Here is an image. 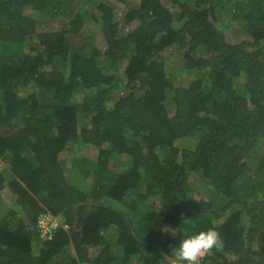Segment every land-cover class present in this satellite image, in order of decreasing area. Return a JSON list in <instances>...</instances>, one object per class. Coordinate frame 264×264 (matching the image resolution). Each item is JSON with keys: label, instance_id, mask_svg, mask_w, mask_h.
Instances as JSON below:
<instances>
[{"label": "trees", "instance_id": "trees-1", "mask_svg": "<svg viewBox=\"0 0 264 264\" xmlns=\"http://www.w3.org/2000/svg\"><path fill=\"white\" fill-rule=\"evenodd\" d=\"M63 3L0 0V264H172L209 229L200 264H264V0L102 1L104 48Z\"/></svg>", "mask_w": 264, "mask_h": 264}, {"label": "rangeland", "instance_id": "rangeland-1", "mask_svg": "<svg viewBox=\"0 0 264 264\" xmlns=\"http://www.w3.org/2000/svg\"><path fill=\"white\" fill-rule=\"evenodd\" d=\"M102 1H106V0H64V3L62 4L64 7H68L67 9H64L62 11H65L64 13L67 15L66 12H68V18L72 19L75 16L76 12H79L82 14L83 16V20L85 23L84 29L83 31L85 32H89V30L93 29V32H96L95 37L96 40L98 41V45L100 48H104L102 42H101V37H100V33L98 32V30L95 28L94 23H92V13L94 11V7L95 4L100 3ZM137 0H127V3L125 6L123 7H115V18L117 19V21L119 22V24L123 23V18L125 13L132 8V6L136 5ZM231 9L230 6H228L222 13V19H221V29L222 31H225L226 33L230 34L231 33H235L238 34V36H240V32L238 31V29L240 28V26L238 25V21H234L231 17ZM62 19V18H61ZM58 25V24H57ZM230 29H233L230 31ZM124 32H127L126 28H122L121 29ZM231 35V34H230ZM179 48H175L174 47V51L173 53L168 52L167 56H166V61L167 64L169 65V71H171V76L172 79L174 80V82H176V84L180 83L181 85H185L188 84L189 82V77L188 74L182 70H179L180 67L179 65L181 64L180 62V56L178 55V53H180V51H178ZM170 53V54H169ZM201 54V50L197 51V55ZM65 70V68H64ZM118 78L117 80H119V77L121 75L117 74ZM121 79V77H120ZM121 81V80H119ZM123 82V81H122ZM116 92L120 93V94H124V90L123 88H115ZM83 92H80L76 99V101H79L80 98L82 97ZM6 164L1 161L0 159V166L4 167ZM77 171L79 172L80 175V171L81 169H77ZM92 174V172H91ZM194 185L193 188L195 190V192L197 194H203V197H207V189H205L203 187V184L201 183V179L200 177H196L194 178ZM195 193V194H196ZM199 197L198 195H196V198ZM208 198V197H207ZM9 201L12 202V197L9 195ZM4 202V201H3ZM0 201V214L3 213V205L4 203Z\"/></svg>", "mask_w": 264, "mask_h": 264}, {"label": "clouds", "instance_id": "clouds-1", "mask_svg": "<svg viewBox=\"0 0 264 264\" xmlns=\"http://www.w3.org/2000/svg\"><path fill=\"white\" fill-rule=\"evenodd\" d=\"M221 246L220 235L215 229L202 231L182 240L180 246L172 252V264H200L202 257L210 253L213 248Z\"/></svg>", "mask_w": 264, "mask_h": 264}, {"label": "built area", "instance_id": "built-area-1", "mask_svg": "<svg viewBox=\"0 0 264 264\" xmlns=\"http://www.w3.org/2000/svg\"><path fill=\"white\" fill-rule=\"evenodd\" d=\"M60 218L51 215L50 213H41L38 217L37 227L40 237L43 240L50 239L54 231L61 225ZM66 226H64L65 228ZM206 256V255H205ZM202 257L200 262L205 258Z\"/></svg>", "mask_w": 264, "mask_h": 264}]
</instances>
